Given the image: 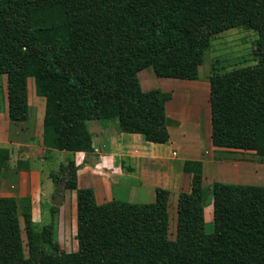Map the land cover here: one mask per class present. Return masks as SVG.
<instances>
[{"label": "trees", "instance_id": "obj_1", "mask_svg": "<svg viewBox=\"0 0 264 264\" xmlns=\"http://www.w3.org/2000/svg\"><path fill=\"white\" fill-rule=\"evenodd\" d=\"M241 26L257 32L260 60L229 71L211 67L210 138L264 157V0H0L8 118H26L32 77L45 100L44 148L92 152L86 122L114 116L121 132L164 143L170 92L142 91L136 72L151 67L159 77L195 79L213 36ZM9 159L0 145V176ZM182 171L189 188L177 193L169 238V190L155 187L152 202L97 203L91 187L77 186V166L67 159L60 172L64 189L75 193L76 250L41 251L52 225L34 229L29 196L0 195V264H264V186H204L200 160H185Z\"/></svg>", "mask_w": 264, "mask_h": 264}, {"label": "crops", "instance_id": "obj_2", "mask_svg": "<svg viewBox=\"0 0 264 264\" xmlns=\"http://www.w3.org/2000/svg\"><path fill=\"white\" fill-rule=\"evenodd\" d=\"M159 81L160 85L156 88L170 92V98L165 103L168 140L164 143L150 142L140 133L121 132L115 116L97 120V131L91 132L94 154L68 151L75 164H81L77 168V186L91 187L97 203L111 199L152 202L155 187L167 189L170 195L174 193L177 196L179 191L189 188V175L182 171L183 162L189 159L202 162V184L206 179L208 181L204 186H211L214 181L264 186V157L252 150L212 144L209 80L197 77L164 78ZM176 91L195 94L196 103L200 100L199 106L191 108L189 112L182 96ZM203 114L201 122L199 117ZM5 121L9 122L8 119ZM1 133L0 145L5 146L12 140L8 139L6 128ZM25 139L17 142V145L24 147L26 158H46V150L39 144V138ZM63 151L51 150L56 152L53 153V156H57L56 161ZM19 169L24 183L34 185V181H31L33 176H30L34 171Z\"/></svg>", "mask_w": 264, "mask_h": 264}, {"label": "rangeland", "instance_id": "obj_3", "mask_svg": "<svg viewBox=\"0 0 264 264\" xmlns=\"http://www.w3.org/2000/svg\"><path fill=\"white\" fill-rule=\"evenodd\" d=\"M257 41V32L243 26L228 28L215 34L210 42V47L204 51L203 61L197 69V77H199L200 80L208 79L211 74V67L216 71H229L258 62L260 60V52ZM164 78L171 77H159L154 73L151 67H145L136 72V80L142 91L158 89L156 86L158 87V85H160L161 81H159V79ZM6 88V75L0 74V133L2 129L6 128L8 132L7 137L12 140L5 143V147L10 151V159L6 167L7 170H3L0 176V195H11L14 197L21 195L29 196L34 229L41 232L49 224L52 225L51 243L43 244L40 247L41 251L46 250L47 252H51L52 255L74 251L77 248V240L75 238L76 209L74 191L64 189V202L59 206H55L56 208L53 214L50 211V206H52L50 203L51 198L55 193L57 184L63 177L60 168L67 162V159L73 160V158L68 151L64 150L59 154V160L56 161L55 157L57 156H53V153L56 152H51L52 149L50 148H45L46 158H26L24 147L18 146L17 142L24 141L25 138H27V140L30 138H32V140L39 138L40 144L45 100L44 97L35 94L33 78L28 77L26 80V118L13 122L8 118ZM184 92L185 91H176V94L182 96L184 106H187L188 111L191 112V108H196L197 105L199 106L200 100L196 103L195 94H184ZM203 108L204 106L202 105V109ZM199 118L202 122L204 114ZM5 119H8L9 122H6ZM97 122L98 121L95 119L86 122L90 134L93 131H97ZM0 137H3L2 133L0 134ZM92 154H94V149L92 152L87 153V155ZM76 166L78 168L81 164L78 163ZM18 167L29 170L32 169V171H34V173H31L30 175L33 176V178L31 177V181H34V185L28 186L30 184H26V182L24 183V179L20 177V169ZM37 172L39 173V176H37ZM48 177H50L51 181ZM31 178L27 179V182H29ZM36 179H39V181L37 182ZM207 183L208 181L206 179L203 184L206 185ZM175 211L176 195L173 193L170 195L168 201L169 220L167 235L169 238H173L175 233ZM204 222L205 230L211 232L213 229L211 194H208L205 198ZM20 223L25 255L27 257L26 237L21 218Z\"/></svg>", "mask_w": 264, "mask_h": 264}, {"label": "water", "instance_id": "obj_4", "mask_svg": "<svg viewBox=\"0 0 264 264\" xmlns=\"http://www.w3.org/2000/svg\"><path fill=\"white\" fill-rule=\"evenodd\" d=\"M63 200H64V180H61L55 188L54 196L51 199V205L59 206L63 203Z\"/></svg>", "mask_w": 264, "mask_h": 264}]
</instances>
